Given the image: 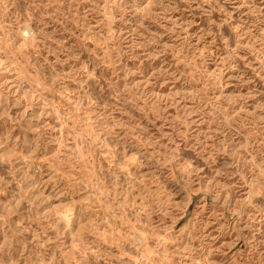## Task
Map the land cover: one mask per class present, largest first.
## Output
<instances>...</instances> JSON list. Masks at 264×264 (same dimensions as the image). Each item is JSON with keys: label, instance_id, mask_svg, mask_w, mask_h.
<instances>
[{"label": "rangeland", "instance_id": "obj_1", "mask_svg": "<svg viewBox=\"0 0 264 264\" xmlns=\"http://www.w3.org/2000/svg\"><path fill=\"white\" fill-rule=\"evenodd\" d=\"M0 264H264V0H0Z\"/></svg>", "mask_w": 264, "mask_h": 264}, {"label": "bare ground", "instance_id": "obj_2", "mask_svg": "<svg viewBox=\"0 0 264 264\" xmlns=\"http://www.w3.org/2000/svg\"><path fill=\"white\" fill-rule=\"evenodd\" d=\"M23 33H24V32H23ZM26 35H28V34H27V32L25 31V33H24V38H26ZM18 48H19V47H18Z\"/></svg>", "mask_w": 264, "mask_h": 264}]
</instances>
